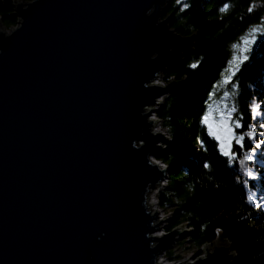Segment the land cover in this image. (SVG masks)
Here are the masks:
<instances>
[{"label": "water", "instance_id": "1", "mask_svg": "<svg viewBox=\"0 0 264 264\" xmlns=\"http://www.w3.org/2000/svg\"><path fill=\"white\" fill-rule=\"evenodd\" d=\"M171 0L17 2L0 26V264H159L191 230L155 236L148 206L170 143L152 119L194 50ZM180 264H234L223 237Z\"/></svg>", "mask_w": 264, "mask_h": 264}, {"label": "trees", "instance_id": "2", "mask_svg": "<svg viewBox=\"0 0 264 264\" xmlns=\"http://www.w3.org/2000/svg\"><path fill=\"white\" fill-rule=\"evenodd\" d=\"M32 1L0 0V26L7 31L15 28L16 3ZM224 3L229 7L220 12ZM183 4L189 7L182 10ZM167 17L178 34H198L193 52L163 74L167 83L186 81L164 98L156 113L170 138L157 158L169 169L166 186L157 194L160 208L171 214L167 231L186 225L191 230L186 241L196 250L223 237L236 255L234 264H264V207H258L264 204V145L255 147L264 140V128L259 127L264 114L253 119L251 112L254 103L264 108V37L252 48L233 84L223 82L229 75L224 72L227 61L235 51L231 45H242L241 37L264 25V0H182L181 4L171 0ZM193 62H199V67L190 68ZM226 95L228 108L235 106L236 118L252 124L256 133V139H248L247 127L238 130L246 136V147L237 155L236 146L235 158L223 155L219 142L199 122L202 109L222 107ZM166 256L171 262L181 259L175 251H167Z\"/></svg>", "mask_w": 264, "mask_h": 264}, {"label": "snow or ice", "instance_id": "3", "mask_svg": "<svg viewBox=\"0 0 264 264\" xmlns=\"http://www.w3.org/2000/svg\"><path fill=\"white\" fill-rule=\"evenodd\" d=\"M177 4H181L182 0H176ZM189 7L188 4L182 5V10L187 9ZM229 5L227 3L222 4L219 8L220 12H224ZM264 37V25H262L258 29H253L252 32L248 34V36L241 37L243 41V46L239 44H232L231 47L235 51L232 53L231 59L227 61L228 67L224 69V72L229 75L224 77L225 85H232L234 82V78L237 76L238 72L241 71L242 67L249 61V53L252 51V45L256 44L257 37ZM190 68L196 69L199 67V62H193L189 65ZM212 93H209V97H211ZM227 110L216 113L215 109L209 107L208 110L202 109V114L199 115V122L205 126L207 130V134L213 137L216 141L219 142L220 150L225 156H235L233 155V149L236 146H239L236 154H239V149L245 148V139L246 136L243 133L245 127H247V138L248 139H256V133L253 130L252 124L245 125L242 122L241 118H236L234 113L237 111L235 106H231L230 109L228 106H225ZM251 112L254 114L253 119L257 116L264 114V108L258 104L251 105ZM260 128H264V123L259 125ZM198 143L203 147V141L197 138ZM262 145H264V140H260L255 147L258 149ZM250 158V157H249ZM157 163H159L157 161ZM203 167L207 168L209 165L204 163ZM248 202L252 203V197H248ZM258 207H264V204L259 205ZM219 231V230H218Z\"/></svg>", "mask_w": 264, "mask_h": 264}, {"label": "rangeland", "instance_id": "4", "mask_svg": "<svg viewBox=\"0 0 264 264\" xmlns=\"http://www.w3.org/2000/svg\"><path fill=\"white\" fill-rule=\"evenodd\" d=\"M260 38H262V37H260V36H258L257 37V42H256V44H254V45H252V48H254L257 44H258V42H259V40H260ZM243 46V43H242V45H241V47ZM155 83L156 84H158V85H162V86H165L166 84H167V82H165V79H164V75L160 78V79H158V80H156L155 81ZM228 98H229V96H227L226 95V97H225V99H224V101L222 102V103H220L219 105H222V107L221 106H216L214 109H215V111H216V113L217 114H219L220 112H222V111H225V110H227L226 109V107L225 106H228ZM163 101H164V99H162V103H163ZM155 119L156 120H158V118L155 116ZM161 123L159 122L157 125H156V127L154 128V130L156 131V132H162V133H164L168 138H169V136H168V134L161 128V125H160ZM154 160H155V162L156 161H158L156 158H154ZM162 166V165H161ZM165 183V182H164ZM163 183V184H164ZM163 188H158L157 190H155L153 193H152V195H153V200L151 199V201H153V202H155V203H157L158 204V201H157V194L162 190ZM155 198V199H154ZM155 210L156 211H159L161 214H162V216H163V219H165L166 218V220L170 217V214L169 213H167V212H165V211H163V210H161L159 207H158V205L157 206H155ZM161 214L159 215V216H161ZM162 221V220H161ZM167 222H164V225L163 226H161V227H163V228H161L160 227V230L158 231V233L160 232V233H163L164 235H166V234H168L169 232L167 231ZM165 227V228H164ZM187 228V226H185L184 228H183V230H185ZM162 229V230H161ZM188 229V228H187ZM157 234V233H156ZM179 239L172 245V247L170 248V251H175V256H177V257H181V259H180V261L178 260L177 262H183V263H189V262H194L195 260L194 259H196L197 257H205V253H204V248L205 247H203V248H201L200 250H196V249H194V248H192L189 244H188V242L186 241V238H187V235H184V237L183 236H181V237H178ZM167 251H169V250H166V251H164L160 256H159V263H162V264H170V260L169 259H167V256H166V253H167ZM176 262V261H175Z\"/></svg>", "mask_w": 264, "mask_h": 264}, {"label": "bare ground", "instance_id": "5", "mask_svg": "<svg viewBox=\"0 0 264 264\" xmlns=\"http://www.w3.org/2000/svg\"><path fill=\"white\" fill-rule=\"evenodd\" d=\"M152 119L154 120V117H152ZM154 160V159H153ZM155 161V160H154ZM157 162V161H156ZM151 199L153 200V195H151L150 196V200H149V202H148V206L150 207V209H151V213H152V215H154L155 213H157L158 214V218H159V220L161 221L162 220V223H161V225H160V227L161 226H163L164 225V222H167V224H168V222L170 221V218H171V214H170V217L166 220V218L165 219H163V216H162V214L159 212V211H156L155 210V206H157L158 205V207L160 208V206H159V204H157V203H155V202H153V201H151ZM155 199V198H154ZM157 199V198H156ZM161 209V208H160ZM162 210V209H161ZM161 214V216H159ZM166 224V225H167ZM186 226V225H185ZM161 228H163V227H161ZM165 228V227H164ZM188 228V227H187ZM186 228V229H187ZM162 230V229H161ZM187 230H190L189 228L187 229ZM190 232V231H189ZM188 232V233H189ZM188 235V234H187ZM155 236H157V237H163L164 236V234L163 233H157V234H155ZM184 237V236H183ZM218 242V240L215 242V243H217ZM168 250H170V249H168ZM159 264H162V263H159Z\"/></svg>", "mask_w": 264, "mask_h": 264}, {"label": "built area", "instance_id": "6", "mask_svg": "<svg viewBox=\"0 0 264 264\" xmlns=\"http://www.w3.org/2000/svg\"><path fill=\"white\" fill-rule=\"evenodd\" d=\"M164 183V182H163ZM162 183V186L161 187H159V188H164L165 186H166V183H167V181H165V183L163 184ZM180 263H183V262H170V264H180Z\"/></svg>", "mask_w": 264, "mask_h": 264}]
</instances>
